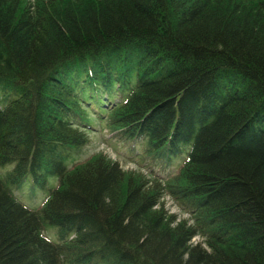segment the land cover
<instances>
[{
    "label": "trees",
    "instance_id": "1",
    "mask_svg": "<svg viewBox=\"0 0 264 264\" xmlns=\"http://www.w3.org/2000/svg\"><path fill=\"white\" fill-rule=\"evenodd\" d=\"M94 121L179 174L71 168ZM0 167V264H264V0H0Z\"/></svg>",
    "mask_w": 264,
    "mask_h": 264
},
{
    "label": "rangeland",
    "instance_id": "2",
    "mask_svg": "<svg viewBox=\"0 0 264 264\" xmlns=\"http://www.w3.org/2000/svg\"><path fill=\"white\" fill-rule=\"evenodd\" d=\"M29 1L34 2L35 0ZM83 130H85L84 132L89 137V142L83 147H74L71 149V168L83 164L99 154H104L111 160L118 161L122 168L127 172L136 171L142 173L148 178L158 174L164 178L165 181L163 185H165L167 179L177 176L180 168L183 166L185 157L179 155L174 157L170 162H168L169 160L164 162L163 167H156L152 161L146 158L143 151H136L137 149H133L129 144L120 141L111 129L98 121H94V128H86ZM5 167H8L9 171L12 169L13 165L9 164ZM5 167H0L1 178H4L7 171V168ZM57 182L58 179L53 177L45 188H41L34 184L32 176L29 175L24 183V188L26 189L17 191V195L21 201L31 204L33 206L32 208L37 210L46 199V193V196H48L50 190L57 185ZM166 190L167 191L164 192L161 199L165 211L169 215H174L177 218V221L187 219L189 224H192L191 213L185 210L181 205V201L169 193L167 188ZM44 233L51 237L53 241H58L52 228L47 227ZM199 241L202 242L203 238L201 236H196L191 243H197Z\"/></svg>",
    "mask_w": 264,
    "mask_h": 264
},
{
    "label": "bare ground",
    "instance_id": "3",
    "mask_svg": "<svg viewBox=\"0 0 264 264\" xmlns=\"http://www.w3.org/2000/svg\"><path fill=\"white\" fill-rule=\"evenodd\" d=\"M196 236H198V235H195L192 239H191V242L193 241V239H195L196 238Z\"/></svg>",
    "mask_w": 264,
    "mask_h": 264
}]
</instances>
